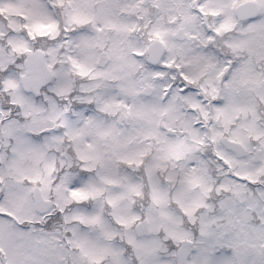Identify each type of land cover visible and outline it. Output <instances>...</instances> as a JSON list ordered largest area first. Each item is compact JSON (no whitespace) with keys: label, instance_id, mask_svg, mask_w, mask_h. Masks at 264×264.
I'll list each match as a JSON object with an SVG mask.
<instances>
[{"label":"snow or ice","instance_id":"6c2138e0","mask_svg":"<svg viewBox=\"0 0 264 264\" xmlns=\"http://www.w3.org/2000/svg\"><path fill=\"white\" fill-rule=\"evenodd\" d=\"M0 264H264V0H0Z\"/></svg>","mask_w":264,"mask_h":264}]
</instances>
